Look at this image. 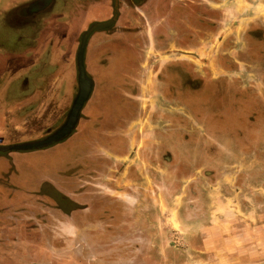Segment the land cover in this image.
<instances>
[{
  "label": "rangeland",
  "instance_id": "1",
  "mask_svg": "<svg viewBox=\"0 0 264 264\" xmlns=\"http://www.w3.org/2000/svg\"><path fill=\"white\" fill-rule=\"evenodd\" d=\"M159 1L136 2L145 9ZM237 1L241 17H256L264 31V1ZM200 9V37L195 33L183 46L171 34L152 35L159 30L157 10L147 36L134 37L145 49L142 55L127 48L126 39L95 44L106 69L86 102H92L91 111H81L74 130L57 143L0 151L2 224L18 220L43 237L49 228H42L51 223L54 237H69L68 221L45 213L50 206L69 204L51 181L83 200L79 207L120 208L121 215L92 217L114 223L122 239H131V248H120L123 258L132 255L152 264H264V32H246L244 19L233 23L238 29L228 38V0H200ZM170 23L168 30L181 29ZM78 41L77 52L82 37ZM108 46L116 52L107 53ZM77 70L76 87L54 90L63 102L71 96L70 103L61 106L60 101L51 112H41L35 119L41 132L18 136L25 140L18 142L46 138L66 122L78 93ZM84 118L90 122L83 123ZM116 139L119 146L112 142ZM99 160L104 165L94 184L79 189L78 165ZM90 172L95 173L89 168L84 179L93 178ZM89 187L92 198L86 199ZM126 226L131 231H123ZM67 250L49 248L47 260L65 264Z\"/></svg>",
  "mask_w": 264,
  "mask_h": 264
},
{
  "label": "crops",
  "instance_id": "2",
  "mask_svg": "<svg viewBox=\"0 0 264 264\" xmlns=\"http://www.w3.org/2000/svg\"><path fill=\"white\" fill-rule=\"evenodd\" d=\"M4 1L7 4H4ZM136 1L0 0V6L4 5L0 9V146L20 144L21 142L18 141L24 142L25 140H19L18 136L38 132L40 122L36 125L35 122L39 120L38 117L42 109L51 112L55 104L60 101L61 106L64 103H70L71 96L63 102L64 100L60 99L61 96L56 98L54 90L59 85L76 87L78 40L93 24H109L105 28L94 31L86 46L85 67L87 75L93 82V90L98 85V77H103L104 69H106L103 66L105 61L98 59L96 53L97 47L104 43V39H110L113 43L128 40L125 46L131 49L134 54L142 55L145 52V49L134 43L136 39L134 37L141 32L147 36L148 28L150 29L148 24L153 26L150 19L155 18L156 5L147 6L143 9ZM240 3L242 2L228 0V38L234 37L232 33L238 29V26H233V23H237L236 21L244 22V19H247L241 17L242 8L238 7L242 5ZM256 6L252 5V7ZM114 7H118V14L115 16ZM15 8L17 9L16 17L14 12L10 14ZM161 8L164 13L157 16L159 30L153 32L151 28L152 35H159L160 38L161 35L162 37L166 35L165 38H169V34H171L176 39H180L182 46L185 45L188 38H194L197 34L200 37V25L202 24L200 0H166L165 2L162 0ZM7 13L9 16L6 15ZM71 17L75 18V23L80 24L79 27L75 23L71 25L68 23ZM169 19H171L170 26L176 24L181 26V29L168 30ZM173 19L175 20L172 21ZM88 22L92 24L89 28ZM247 23L248 27L245 30L248 33H256L261 29L260 20L256 17L248 18ZM195 33L197 34L195 35ZM64 43L67 46H63ZM125 46H120L121 52L126 48ZM104 50L107 53L116 52L115 48L110 46ZM121 54L123 53H118V56L120 57ZM91 63L94 64L92 71L89 68ZM136 68L140 69L138 65ZM68 79L69 81H67ZM107 79H111V76ZM26 90H28L27 93ZM91 108L92 102L91 104L88 102L82 111H89ZM35 119L37 120L35 121ZM26 121L32 127L35 125L34 129L36 130L28 131L31 125L27 129ZM82 121L87 123L89 118H84ZM91 131L98 130L92 127ZM103 131L111 133V129L106 131L104 129ZM119 141L120 139H116L112 142L119 146ZM103 150L105 151V149ZM2 161L0 160V164ZM103 162V160H99V163L93 166L91 164L78 165L80 171L75 175L85 180L84 182L79 179V189H83L86 186L85 183L94 184L95 181L93 180L98 178L97 175L104 165ZM85 167L87 169H84ZM89 168L90 171H95V173L90 172L89 174L93 178L84 179ZM50 183L56 187L57 193L61 195L62 200L69 203V206H56L60 209H53L54 207L50 206L51 210H46L45 213L59 214L58 216L62 219H66L68 222L65 230L70 233L69 237L65 239L54 237L56 234L53 235L51 231H55V225L51 223L44 225L43 231L49 229L46 230L48 232L43 237H40L35 235L38 233L33 234L35 226L23 224L18 220H13L14 222L11 224L0 222V248H2L0 250V264H30L32 262L50 264L47 260V255L50 253L49 248L60 247H66L70 250L66 251L67 260L65 264H152L151 260L137 259L136 256L132 257V255L123 258L120 248L122 245L131 248L133 245L131 239H122L121 228L116 232L113 229L114 223L112 225L108 220L92 217L95 215H121L123 212L120 208L110 210L101 206L97 208L79 207L83 200H80L79 197L74 199L67 191L60 190L54 182L50 181ZM1 190L2 188H0V198L3 195ZM87 190H83L88 193L86 199H91L90 187ZM78 216L80 217L78 218ZM130 228V226H126L122 229L123 231H131ZM79 235L81 237H75ZM10 248L14 249L9 250ZM33 256H35L36 261L32 260L31 257Z\"/></svg>",
  "mask_w": 264,
  "mask_h": 264
},
{
  "label": "water",
  "instance_id": "3",
  "mask_svg": "<svg viewBox=\"0 0 264 264\" xmlns=\"http://www.w3.org/2000/svg\"><path fill=\"white\" fill-rule=\"evenodd\" d=\"M108 25H109L108 23H95L89 28V30H87L84 33L82 37L81 45L77 55L78 93L73 101V105L70 109L66 122L57 131L50 134L46 138L34 142L22 143L8 147L0 146V151L33 150V149L44 148L63 140L74 130V128L76 127L79 121L81 111L84 105L86 104V102L89 100L93 91V82L87 75V71L85 67L86 46L89 37L94 31L101 28H105Z\"/></svg>",
  "mask_w": 264,
  "mask_h": 264
},
{
  "label": "flooded vegetation",
  "instance_id": "4",
  "mask_svg": "<svg viewBox=\"0 0 264 264\" xmlns=\"http://www.w3.org/2000/svg\"><path fill=\"white\" fill-rule=\"evenodd\" d=\"M161 3H162V1H161V2L159 1V2L156 3L155 11L157 10V11H159V12L162 13L163 11H162V8H161ZM13 12H14V15H15V17H16L17 15H16L15 12H17V9L15 8L13 11L10 12V14L13 13ZM116 14H118V7H114V16H115ZM6 15H8V13H7ZM8 16H9V15H8ZM262 32H264V31H263V30H259V32H258L259 35H260ZM165 36H166V35H165ZM251 37H252V35H251ZM263 37H264V36H263ZM258 38H259V37H258ZM46 110H47V109H46ZM41 112H44V110L42 109ZM41 112H40V113H41ZM104 125H105V124H102V125L100 126L101 129L104 127ZM51 129H52V128L48 127V129L46 128V130H43V131H47V132H49ZM99 129H100V128H99ZM40 132H41V130L38 129V132H36L35 134H38V133H40ZM28 135H30V134H26L25 136H28ZM89 135H90V134H89ZM96 135H97V134H96Z\"/></svg>",
  "mask_w": 264,
  "mask_h": 264
}]
</instances>
